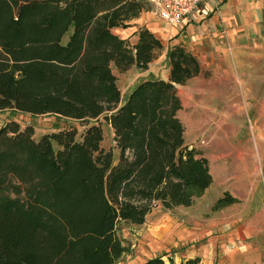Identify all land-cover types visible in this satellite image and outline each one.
Instances as JSON below:
<instances>
[{
  "label": "trees",
  "instance_id": "1",
  "mask_svg": "<svg viewBox=\"0 0 264 264\" xmlns=\"http://www.w3.org/2000/svg\"><path fill=\"white\" fill-rule=\"evenodd\" d=\"M150 8L148 0H0V112L84 124L35 137L30 125L0 122V264H114L127 250L120 221L142 224L157 204L190 206L212 181L178 117L176 84L200 71L194 53L168 47L167 78L148 75L120 101L111 67L146 70L164 45L144 25L127 35L132 44L115 30ZM100 118L111 147L102 146ZM237 199L224 190L210 207ZM142 264L166 263L156 255Z\"/></svg>",
  "mask_w": 264,
  "mask_h": 264
},
{
  "label": "crops",
  "instance_id": "2",
  "mask_svg": "<svg viewBox=\"0 0 264 264\" xmlns=\"http://www.w3.org/2000/svg\"><path fill=\"white\" fill-rule=\"evenodd\" d=\"M198 9L177 25L164 23L158 12L157 17L142 12L131 21L134 27L146 26L164 45L162 56L148 64L145 77L152 74L167 78L166 51L172 45H183L197 56L200 71L187 78L185 84H176L182 105L179 88L191 106L204 104L206 116L217 115V110L226 114L228 106L231 110L250 109L264 123V0H216L214 6L206 1ZM220 94H224L222 101L211 104ZM203 122L188 119L191 131L221 121L209 116ZM255 124L260 129L256 120ZM240 162L232 163L233 170L240 169ZM222 171L224 180L236 176L226 173L223 167ZM250 191L255 194L253 188ZM260 199L251 205L244 201L242 209L229 203L204 216L194 215L195 238L201 239L196 241V250L174 253L173 264H186L196 257V264H264V207ZM168 224V237L175 249L186 240V230H181L183 224L178 220Z\"/></svg>",
  "mask_w": 264,
  "mask_h": 264
},
{
  "label": "rangeland",
  "instance_id": "3",
  "mask_svg": "<svg viewBox=\"0 0 264 264\" xmlns=\"http://www.w3.org/2000/svg\"><path fill=\"white\" fill-rule=\"evenodd\" d=\"M151 8L149 12L157 17L156 12H159L156 0H148ZM124 29H116L120 37H128L134 26ZM128 35V36H127ZM66 35L63 37V40ZM135 37H128L130 44L134 43ZM164 49L156 57L159 59L162 56ZM165 67V64L161 65ZM111 72L115 76V83L120 93V101H122L128 90L139 80L145 77L148 73L146 70L136 69L134 66L128 67L124 71H117L111 67ZM162 71L161 75H163ZM181 90V91H180ZM179 93L183 97V105L178 113V117L183 125L184 142L198 148L204 154L209 163V171L212 181L208 184L201 195L193 198V203L190 206H176L171 209H166L160 204H157L146 215L145 221L142 224H131L120 221L117 224V233L124 240L127 250L114 262V264H141L154 254L163 257L166 264H173L175 255L183 251V254L188 250H196V241L201 238H195V223L194 215L197 216L212 210L211 204L216 198L223 194L224 190L229 191L238 199L231 204L237 206V209H242V203L253 204L259 202L260 197L263 198L261 205L264 207V126L257 115L252 114L248 110H235L227 108V113L217 110L214 113L217 115L208 114L220 120V124L203 125L197 129L188 124V119L207 122L209 116H206L202 108L204 104L191 106L186 101V96H182V88H179ZM220 94L213 101H222ZM12 118L19 125H30L33 128V135L37 137L40 133L48 130L55 131L61 127L70 124L74 125L77 133H80L84 124L82 122L73 121L65 117L55 115H29L17 111H2L0 112V122L5 118ZM260 125L257 128L255 120ZM258 119V120H257ZM102 126L103 139L101 141L104 148L113 145L111 129L106 125L105 121L100 118ZM263 126V127H262ZM240 154V155H239ZM117 158L116 148L112 149L113 162ZM241 161V162H240ZM240 162V169L233 170L232 163ZM226 169V173L236 175L234 178L224 180L223 171L220 168ZM221 173V174H220ZM255 190V194L250 189ZM251 193V194H250ZM250 194V195H249ZM173 219L180 221L183 224L181 230H186V240L179 242L180 246L175 249L171 247V239L168 237L170 223ZM173 226H171V230ZM193 259H197L193 258Z\"/></svg>",
  "mask_w": 264,
  "mask_h": 264
},
{
  "label": "built area",
  "instance_id": "4",
  "mask_svg": "<svg viewBox=\"0 0 264 264\" xmlns=\"http://www.w3.org/2000/svg\"><path fill=\"white\" fill-rule=\"evenodd\" d=\"M206 1L216 5V0H156L158 16L164 23L181 24L184 19L192 17L199 10L200 4Z\"/></svg>",
  "mask_w": 264,
  "mask_h": 264
}]
</instances>
